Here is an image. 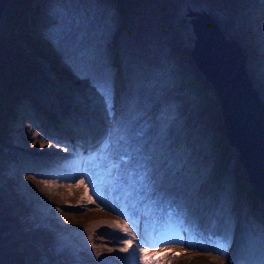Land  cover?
Instances as JSON below:
<instances>
[{
	"label": "rangeland",
	"instance_id": "374dc122",
	"mask_svg": "<svg viewBox=\"0 0 264 264\" xmlns=\"http://www.w3.org/2000/svg\"><path fill=\"white\" fill-rule=\"evenodd\" d=\"M169 1L171 3L175 2V9L171 10L169 8V12L174 16L173 26L177 29L183 44L189 46L190 49L193 47L194 35L188 22L189 14L191 12L202 13L203 11L215 19L225 38L234 39L243 47L246 54V69L249 79L253 88L258 92L260 99L264 102V0H246L243 5L245 11L243 12V8L238 11L239 17L236 20V22H239L238 24L229 22V19L226 20L227 18L222 16L219 11L208 9L206 0ZM34 2L35 0H31L30 5L32 8L25 14L27 32L37 41L46 55V59L41 60L44 76L41 79H32L28 82L26 96H23L17 106L15 104L13 107L15 116L11 119L9 132L13 144L17 146L19 156L17 155L15 161H11L5 166V175L10 178L9 182L15 187V194L19 198L24 212L16 220L18 222L16 223L17 231L23 237L28 236L29 238L28 240L25 239V242L19 240L20 251L23 252L21 245L26 244L29 246V242L33 240L30 248H24V252H30L29 256L32 257V264H100L101 261H103V264H113L115 259L118 260L119 264H143L139 260L140 243L132 240V238L119 236L114 240V237H112L110 242L95 238L102 227H111L119 234L118 227L110 224L111 220L102 218L99 223H82L72 217H62L58 212L52 211L56 209L53 204L45 201L47 196H45L44 187L36 186L26 177L30 167H32L28 166L30 154L27 151L25 153V150L24 152L21 150L22 146L29 145L27 134H39L46 137L45 128L39 126L36 119L28 116L29 119L24 114L25 103L28 102L29 95H32L33 91L41 94L46 92L49 99L54 101L58 107L70 104L69 96H72L73 100H71L74 105H86L87 110L84 114L85 116L88 115L90 119H94L98 135L102 136L101 129L104 127L99 112V103L95 107L92 106L91 97L94 96V91L90 87V82L81 79L83 73L78 74L76 68L66 60L67 50L61 49L51 42L47 35H44L45 32L40 23L46 18L42 15L37 17L38 7L33 5ZM83 2L84 0H77L74 12L78 14L88 13L89 21L83 29L85 44L95 53L96 67L99 69L107 66L112 72L118 108L121 106L122 98L129 91L130 81L150 78L161 71H171L173 73L176 79V87L169 92L168 98L174 99L178 104L181 123L183 124L178 142L181 144L186 143L191 152L190 172L185 177L190 179V184L194 183L199 186L202 200L209 197L212 206L207 208L211 207L214 210L218 208V205L212 203L216 197V192L220 190L224 182L230 185L233 195H231L228 204L225 206V211L233 224L239 223L242 233L240 231V245L235 248L236 250L231 256L228 254L227 257H223V261H226L228 257H234L237 261L241 260L244 239L249 235L257 236L262 229L258 221H261V218L264 219V208H260L256 204L251 206L243 201L240 192L241 186L237 188L235 185V169L238 166L234 154L238 157V151L229 144L223 129L222 116L219 118L217 115L221 110L217 96L211 91L203 94L199 88L200 86L193 82L191 88L188 81L193 77L191 75H181L182 69L176 66L174 52L171 51L169 46L170 35L165 33L164 27H161L162 25L158 20L159 14L154 5H150L146 13L135 15L128 8L126 1L119 6L116 5L115 0H88V8L84 9L81 7ZM46 3L45 1L43 4ZM51 6L52 10L57 7L55 3H51ZM110 15L116 20L108 31L107 27L100 25V21L108 19ZM46 31L48 32V30ZM4 33L7 34V30L3 26L0 17V35ZM95 40L98 41L95 42ZM121 59H123V63L118 64V66L115 65ZM48 61L51 62L52 68ZM234 139L238 141L233 135L232 140ZM228 146L234 148L233 151H227ZM23 147L22 149H24ZM63 147L65 148V145ZM71 151L69 148V151L62 153L70 156ZM73 166L75 168L69 175L71 177L73 175L72 181H75L80 175L77 162ZM60 168L67 169L65 166ZM53 170L54 168L51 172ZM40 172H45L44 167L40 168ZM30 177L35 176L31 175ZM39 179L42 180V178ZM250 179L252 181L251 177ZM240 182H243V180L241 179ZM256 182L257 178L254 179V184ZM255 190L257 191V187ZM256 191L252 190V193L258 196ZM211 193H213V197L210 196ZM226 195L227 193H225V197ZM259 200L264 202L262 199ZM108 213L116 215L112 211ZM204 214L205 212L203 216ZM251 217L253 220H250ZM41 235H44V239ZM89 235L91 241L88 240ZM57 237H63L65 242V248L59 253L55 250ZM121 237L131 241L127 254L120 251L121 248L125 247L120 239ZM47 238H53L52 243L49 244L50 251L42 247L44 240ZM39 241H42L41 247ZM93 244L96 245L95 249L92 248ZM166 247L170 248L169 253L157 261L151 259L154 250L147 249L144 262L150 264H179V261L183 259L184 252L172 258H170V254L174 248L184 249L183 245L173 244L166 245ZM113 248L115 252H108V249ZM96 251L101 252L99 259L95 256ZM186 251L194 252L195 250L186 249ZM230 251H232V248Z\"/></svg>",
	"mask_w": 264,
	"mask_h": 264
},
{
	"label": "snow or ice",
	"instance_id": "6c2138e0",
	"mask_svg": "<svg viewBox=\"0 0 264 264\" xmlns=\"http://www.w3.org/2000/svg\"><path fill=\"white\" fill-rule=\"evenodd\" d=\"M72 7V0L57 5L51 14L54 23L46 35L67 50L66 60L78 74L83 73L81 79L90 82L94 91L92 106L99 103L104 122L99 140L89 137L71 149L79 157V175L87 178L97 196L101 191L97 187L99 180L120 205L119 210L106 206L130 220L135 229L133 239L137 235L141 238V253L157 243H178L227 257L234 243L232 220L223 206L215 210L207 208L199 186L185 179L190 172L191 152L186 143L178 142L183 124L178 104L168 98L176 87L173 73L161 71L150 78L130 81L129 91L118 108L112 72L107 66L96 67L95 53L85 44L83 29L89 21L88 13H75ZM53 142L59 144L58 140ZM65 151H69L68 145ZM204 212H207L208 224L202 228L198 213ZM121 231L132 235L127 226ZM149 231L159 233L157 239H146ZM120 239L125 245L120 251L127 252L131 241ZM88 240L91 241L90 235ZM64 248V238L57 237L55 250L59 253ZM242 253L241 260L228 257L222 264H264V229L257 236L244 239ZM95 256L99 259L101 252L96 251Z\"/></svg>",
	"mask_w": 264,
	"mask_h": 264
},
{
	"label": "bare ground",
	"instance_id": "6f19581e",
	"mask_svg": "<svg viewBox=\"0 0 264 264\" xmlns=\"http://www.w3.org/2000/svg\"><path fill=\"white\" fill-rule=\"evenodd\" d=\"M46 4H43L44 2ZM64 0H35L33 5L38 7L37 17H45L40 26L45 32L44 35L47 34L46 30H49L50 26L54 23L52 21V6L51 3H55L59 5L63 3ZM40 4V6H38ZM72 11H75V7L77 5V0H72ZM88 0H84L81 3V7L88 8ZM222 13V16L225 18L231 19V15L228 12H223L220 10H215ZM51 15V16H48ZM239 17V13L237 15ZM116 18L112 15L108 17V19H102L100 25L102 27H107L108 31L112 27V24L115 22ZM45 29V30H44ZM194 39V38H193ZM98 40H95V42ZM212 59V58H211ZM201 61V59H199ZM213 64L219 68V73L214 69V73L209 72L212 80L215 81L216 92L220 95L223 102H227L226 111L229 113L228 119L230 123L233 124L234 132L230 136H236L240 145L237 143L235 146L238 147L237 156L234 154L236 158L237 165L240 163L245 164L246 172L252 178L253 184L254 179L257 178V182L255 184V188L257 187L256 193L260 197L264 199V135L259 133L261 129H263V124H261V120L259 117H262L259 108L252 106L251 99L247 97V93L244 86H240L236 78L232 77L231 71L222 65L219 66L218 62L213 60ZM123 63V59L119 60V62L115 63L118 66ZM222 79V83L219 84L216 79ZM61 91V90H59ZM213 92V91H211ZM207 94V93H206ZM62 95V94H61ZM29 100L25 103L24 106V114L28 117L36 119V123L39 126L45 128L46 137L42 138L39 134H27V138L29 141V145L23 147L25 153L27 151L30 154V159H28V166L30 167V171L27 173L26 177L36 186L44 187L45 196H47L46 202H50L53 204L56 209L59 208L61 211L58 213L62 217H72L77 221L82 223H99L100 219L106 218L107 220H111L110 224H113L118 227L119 234L112 229L111 227H102L99 231V234L95 235V238L98 240H105L106 242H110L112 237L114 240L119 236L130 237L132 240L140 243V236L137 235L135 239H133V235H135V229L128 218L124 215L120 214L117 211L110 210L109 206L115 207L119 210V206L117 202L113 199L112 196L109 195L107 191L104 190L100 181H97V187L100 188V196H97L93 192V185L89 183L85 176H78L77 180L72 181V177L69 175L74 170L73 164L76 163L79 157L74 153L70 152V156L63 155L62 152L65 151L63 145H68L70 149L79 143L85 141L89 137H95L97 140L101 138L98 135L97 127L94 125V119H90L88 115L85 116V112L87 108L86 105L78 106L74 105L72 102V96H69V103L67 106L61 105L58 107L54 101L49 99V96L46 92L41 94L40 92L33 91L32 95H29ZM62 98H64L62 96ZM61 98V99H62ZM72 99V100H71ZM64 101V99H63ZM219 102V100H218ZM62 101L60 102V104ZM238 105V107L245 108L247 107L250 112H252L253 117V126H250L255 129L252 131L250 128L247 131L242 129H236L235 121L232 120V112L233 108ZM84 116V117H83ZM28 117V118H29ZM30 119V118H29ZM230 136H226L227 139L230 140ZM180 137V136H179ZM182 137V136H181ZM232 138V137H231ZM54 140H58L59 144L54 143ZM30 150H29V149ZM214 152V151H213ZM240 154V157H239ZM241 161V162H240ZM35 162V165H34ZM233 163V162H232ZM61 166H65L66 168H60ZM44 167L45 172L44 175H36L39 172L40 168ZM36 168V169H35ZM54 168L53 172L51 170ZM65 169V170H63ZM56 170V171H55ZM34 175L35 177H30ZM37 176V177H36ZM59 177V178H57ZM39 178H42L40 180ZM188 183H191L190 179L185 177ZM83 180V183L80 181ZM225 193H227L225 197ZM233 195L232 190L230 189V185L224 182L218 192H216V197L214 198L213 204L220 206H225L228 204V201ZM213 197V193L210 194ZM101 197V198H100ZM206 207L212 206L207 197L206 200H203ZM211 208V207H210ZM214 210V208H211ZM109 210V211H108ZM226 210V208H225ZM114 212L116 215H112L108 212ZM199 224L200 226L206 227L208 224V215L205 212L198 213ZM263 221L264 219L261 218ZM127 226L129 230H131L132 235H129L126 232H122L121 229ZM141 231H144L143 223H141ZM242 228L239 223H234V243L232 246V251L228 254L230 256L234 253L235 248L241 243V234ZM157 234L159 233H148L146 239L155 240ZM160 244V243H157ZM160 245H173L168 243H161ZM175 247V245H174ZM103 248V247H102ZM154 247H147V249H154ZM184 256L183 259L179 261V264H217L223 262V257L220 256L217 252H205L201 251L197 248H189L183 245ZM176 249V248H174ZM186 249L195 250L194 252H187ZM112 251L115 252L113 248ZM155 252H152L153 254ZM161 252V251H160ZM123 254H127L128 252H121ZM139 260L142 262L145 261V252L141 253L139 251ZM119 264L118 260L115 259V263ZM150 264V263H149Z\"/></svg>",
	"mask_w": 264,
	"mask_h": 264
},
{
	"label": "trees",
	"instance_id": "16d2710c",
	"mask_svg": "<svg viewBox=\"0 0 264 264\" xmlns=\"http://www.w3.org/2000/svg\"><path fill=\"white\" fill-rule=\"evenodd\" d=\"M127 2L128 8L133 14H144L150 5H154L157 9L161 27H164L165 33L170 35V49L175 55V64L181 68V75H191L193 78L188 81V85L192 88V82L200 86L203 94L213 91L212 86L206 78L200 73L193 59L189 55L190 48L183 44L179 37L177 29L173 26L174 16L169 12L175 9V2L169 0H115L116 5L121 6L123 2ZM246 0H206L208 9L220 10L228 12L231 15L229 22L238 24V11L243 8ZM31 0H8L4 11L1 15L3 26L7 30V34L0 35V264H32L30 252H24V248H30L28 245H21L23 252L19 248V240H28V236L23 237L17 231L16 220L20 215L24 214L22 205L15 194V187L5 173L6 165L11 161H15L18 151L17 146L13 144L10 134L11 119L15 116L14 105L26 96L28 91L27 84L32 79L38 80L44 76L41 66V60H45L46 55L32 36L27 32L26 12L31 10ZM243 12L245 9H242ZM50 67L51 62L48 61ZM52 68V67H51ZM178 75V74H177ZM53 99H55L52 96ZM219 118L222 116L221 110L217 114ZM220 129V127H218ZM224 129V128H223ZM225 132V129H224ZM234 148L229 147L227 151H233ZM230 153V152H229ZM236 187H240L243 201L251 206L259 205L264 208L260 196L252 193L253 185L246 173V168L242 164L237 165ZM243 182H240V180ZM255 189V188H254ZM250 220H253L251 217ZM258 224L264 229V221H258ZM44 239V235H41ZM39 237V236H38ZM53 238L44 240L43 248L49 249V244ZM42 241H39L41 247Z\"/></svg>",
	"mask_w": 264,
	"mask_h": 264
},
{
	"label": "water",
	"instance_id": "95a60500",
	"mask_svg": "<svg viewBox=\"0 0 264 264\" xmlns=\"http://www.w3.org/2000/svg\"><path fill=\"white\" fill-rule=\"evenodd\" d=\"M6 2L7 0H0V17ZM189 16L190 18L188 22L191 25V30L194 35L193 47L190 49L189 55L193 59L200 73L212 86L213 92L219 100L223 127L225 129L226 136H230L235 132L233 131V124L230 123L228 119L229 113L226 111V106L228 105V103H224L220 95L216 92L215 81L212 80L209 75V72H211L212 74L214 73V69L219 73V68L216 67L215 64H213L212 59L217 61L219 66L222 67L223 65L224 67L228 68L232 73V77L236 78L239 85L241 84L240 86L245 87L247 97L251 99V105L259 108V111L261 112L262 117L259 118L261 120V124H263L264 127V102L260 99L258 92L255 88H253L252 82L249 79L246 69V54L244 53L243 47H241L236 40L225 38V35L223 34L215 19L208 13L204 11L202 13L191 12ZM199 59H201V61H199ZM216 80L219 84L222 83V79L218 78ZM251 117H253V114L252 112H250V110L247 109V107L242 108L236 105L233 108L232 120L235 121L234 125L236 126L237 130L242 129L244 131H247V129L251 127L250 124L253 126V120ZM250 129L252 131H255V129H253L252 127ZM259 133L264 135V128L261 129ZM231 137L232 136H230V140L228 139L229 144L235 147L237 151H239L238 147L235 146V144L237 143V145L239 146L240 142L235 141V139L232 140ZM242 166L245 167V164H242ZM248 177L250 179L249 175ZM253 186L254 187L252 190L255 191V184ZM261 199L264 200L263 197H261Z\"/></svg>",
	"mask_w": 264,
	"mask_h": 264
}]
</instances>
